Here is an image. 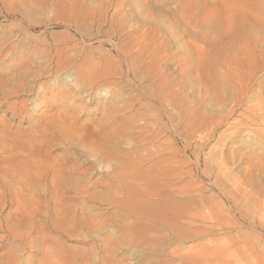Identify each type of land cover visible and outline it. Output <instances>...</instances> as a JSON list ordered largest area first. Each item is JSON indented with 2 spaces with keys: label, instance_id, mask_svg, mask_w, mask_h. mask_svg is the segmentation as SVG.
<instances>
[{
  "label": "rangeland",
  "instance_id": "obj_1",
  "mask_svg": "<svg viewBox=\"0 0 264 264\" xmlns=\"http://www.w3.org/2000/svg\"><path fill=\"white\" fill-rule=\"evenodd\" d=\"M188 1L189 0H0V81L3 82L14 78L18 74L16 72L19 71L17 70L18 68H21L20 71H22L31 67V71H33L36 66H43L45 63L44 60L42 63V59L44 58L41 54L42 52L46 55L50 50L62 48L69 49L66 56L71 57L75 61L72 67L65 70L66 72H71L76 69L83 61L84 56L85 58H90L91 56L93 60L97 59L95 60L97 63L112 64L109 66L114 69L119 62L123 63V60L120 58V60H118V57L113 55L115 54V52L112 51L113 44H116V48L121 46L127 47L128 44L126 40L131 30L128 27H136L141 33L145 31L143 33L145 34L147 32V27H143L147 23L145 15L156 16V14H162V16H177L182 11L183 5ZM213 1L216 3L215 0H209L208 4ZM233 1L239 4L248 2L253 6L255 4H262L259 15L262 17L260 20L261 24L264 25L262 23L264 22V20L262 21V19H264V0ZM74 2L91 4L90 7L96 10L95 19H100L102 16V19L106 22L102 28L104 34L114 35L115 38L113 42H110V37L98 36L97 26H93L90 22H87L81 25L84 29L92 30L90 32L91 39L89 42L84 43L80 38V33L75 30L70 21L68 22L65 20L62 22L59 5L61 3L70 4ZM214 2L209 4V6H213V4H215ZM57 5L58 7L56 8ZM140 5H145L147 11L140 12ZM98 6L99 9H97ZM104 6L107 8L105 9ZM118 6L123 7L124 10L121 9V14L118 13L116 15L115 8ZM53 7H55L56 10ZM248 12L252 13L253 11L249 10ZM111 16H114L115 19L118 17L123 19L122 25L114 24L115 28L113 32L109 28ZM179 23L180 22L176 25L179 30L172 35L168 33L169 37L164 28L162 29L161 32H165V34L163 37L159 35V42H166L163 43L164 48L162 50L166 51L165 56L167 61L161 62V66L159 65L161 68H158L160 71L158 70L156 75L151 74L148 78L149 80H145L144 83L142 82V91L137 90V88H122V86H125V79L119 81L121 85H116L113 91H111V94H113L117 92L118 89H121L118 90L120 92L124 90V94L126 93L125 95L130 97H128V99H134V97L135 99H148L147 96H144V93H161L162 90L157 89L154 84L155 79L161 74L159 77L161 79L163 78L171 88L173 87V95L176 99H185L186 97L187 105H185V103L183 105L182 102H179L180 104L178 103L175 107H172L171 111L164 110L165 112H161L164 118L162 124L164 125L165 131L159 136L161 138L158 137V142H152L146 138V140L142 142L143 144L141 143L144 145V148L149 150V153H154V147L159 148L162 152H160L161 154L159 153L158 155L155 154L151 156L149 158L150 160L148 159L145 161L141 166V170H145L146 173L150 170L161 172L162 170L163 172L170 170V172L167 171V174L175 175L167 176L166 174V179L153 178V180L150 178L152 181H149L150 184H148V186L150 185L152 187L149 186V189L159 190V198L128 197L123 199L125 205L137 206L141 214L143 213L142 215L147 217L152 215V210L164 208L168 211L171 210L175 218L170 217L166 219V222L162 223L163 225L160 222L132 220V226L140 230V232L137 233V241L135 240L134 243L121 242L122 240L124 241V237L122 236L124 231L120 229L119 232H116L114 226L121 223L120 216L122 212L117 206L110 204L109 200L116 198L113 194L109 197L108 193V190L113 192L115 190H120L119 183L115 178L108 177V179L104 177L105 169H101V167L99 169L100 165L96 164V166H90L85 165L82 161H76L78 165L86 169L85 173L87 174V180L83 183V186L86 187V190L88 189L87 195L92 197L95 196L96 198L95 202L86 203V207L95 215L96 222L100 224L102 222V228L96 230V232L82 233L78 231V233H81L80 237L64 238L60 241L53 235L54 233L52 234L45 231L39 235L40 237L37 236V238L40 239L42 249L50 246L51 248L49 247V249L53 252L55 251L52 249L56 251L63 249V252L66 254L78 253L82 255V257L84 254L83 260L81 259L84 264L85 262H87L86 264H101V262L102 264L105 262L106 264H264V114H259V112L256 113L255 111L257 110L256 107H264L262 106V103H264V65L263 67L253 68L252 64L250 68L240 70V73H242L244 77L241 79V82L236 83L234 86L222 82V78H220V75H222L221 70L216 71V79H214L210 71H204L202 78L200 71L193 69L189 74L191 79H189V86L187 85V87H185V78L180 64V60L183 58L181 50L182 43L191 37L189 39L190 44H195L197 42L199 46L203 45L201 46L202 48L207 45L205 47L210 49L214 48V46L216 48H221L227 40L223 30L222 32L220 31V33L223 34H220L219 31L207 33V30H204L202 27L198 28L194 26L187 29V25H184L185 23ZM91 26L93 28H90ZM138 26L142 27L139 28ZM181 28L183 31H181ZM200 29H202V33ZM115 32L117 34H115ZM195 38L198 40L196 41ZM219 40H221V42ZM102 43L106 45L104 48L101 46ZM118 44L120 45L118 46ZM263 44L262 42L258 44L257 50L264 49ZM10 47L12 48L11 50ZM99 49L102 51L98 52L97 50ZM40 50L42 52H40ZM103 50L107 54L104 53ZM10 53L15 54V56L9 57ZM104 56L110 60L107 61ZM75 58H77V60ZM111 60H113L112 63L110 62ZM32 63H35V65H32ZM150 63H152V60L149 58L144 59L141 64L143 66H140V71L144 72L145 68L150 65ZM32 66H34V68ZM11 69L14 71H11ZM152 76H155L153 79L154 82L152 81ZM55 77L56 75L39 79L37 83L53 87L54 81L57 79ZM215 82L220 84V89L217 90L214 87V84H216ZM240 87L242 90L239 92L238 88L240 89ZM59 90H61V88L49 89L45 94L43 93L34 99L13 98L7 99L8 101H1L0 99V124H2V126L4 125L5 129L7 128L6 132L0 125V131L2 133H7L0 139L2 140L5 138V141L11 144V142L18 137L17 135H20L18 138L28 137L30 132L32 133L33 131L31 129L32 126L38 123L40 124V119L55 117L58 111H45L41 105L45 101H49ZM222 90L223 92H221ZM102 94H104V92H102ZM108 96L109 94L107 98H99L97 102L108 103L110 101ZM178 96H180V98ZM167 98L169 99V96H167L166 99ZM23 101H26V103ZM217 101L218 103H216ZM1 103L3 104L1 105ZM142 103L147 104L149 102L147 100H142ZM253 103L255 105L260 104L261 106H255ZM79 105L81 106V104ZM247 105L249 107L252 105L250 109L253 112L246 110ZM17 108L19 110H16ZM151 108V111L145 114L148 115L150 112L157 110V107ZM13 109L18 112L16 113ZM10 112L17 114L18 120H10ZM186 112L188 113V117L184 118ZM173 113L174 115H172ZM166 114L168 115L166 116ZM169 114L173 116L172 124L174 123V129L172 133L167 129L170 123L168 118ZM256 116L257 119H255ZM258 118H260L261 121H259ZM85 119L80 121L81 125L88 123ZM223 119H225V121ZM20 122H22V124H20ZM147 123V125H143L145 129L138 128L134 130L135 132L132 131V133H135L133 137H138L142 133L150 136L151 119H149ZM11 132H13V135ZM164 143L167 144L165 145ZM124 148H129V146H124ZM169 152L172 153L168 154ZM63 154L64 152L62 151H53L52 157H59ZM5 157L6 155L4 154L1 158ZM161 161L166 162L161 163ZM153 163L155 164L153 165ZM155 165H158L159 169L155 168ZM150 167L154 168L150 169ZM172 168H174L175 171ZM100 172L103 173L100 174ZM126 183L130 185L127 186L131 187L129 180H126ZM132 187H134V185ZM94 192H96V194H93ZM38 197L39 196L30 197L31 199L26 198L23 202L25 204L24 208L29 207V209L32 210L45 204L44 198L42 196ZM28 199L30 200L29 205H27ZM16 202L13 196L6 195L3 188L0 187V229L2 230H0V260L14 252L12 258L13 261L17 262L16 264H40L41 261H43V256H45L41 248L39 251L31 250L26 246L24 247L19 242H11L9 245L2 247L1 240L7 236L4 223L8 216L14 212L17 206ZM75 208L77 209L79 207L75 206ZM36 220H40V218H36ZM42 235L44 237H42ZM81 236H83V238ZM42 240L46 243L44 241L42 242ZM99 241L103 245L100 244ZM98 243L100 248L103 247L102 249H105V246L108 247L109 245H112V247L115 245L116 247L114 246L112 249L113 251L111 250L107 254L105 250L102 252V250L99 249ZM42 246H44V248ZM19 247H21V249H19ZM86 253H89L88 256H86ZM97 253L99 255H97ZM104 255L107 258L106 261H104L102 257ZM108 256L111 259L108 258ZM85 258L87 260H85ZM23 260L24 262H22Z\"/></svg>",
  "mask_w": 264,
  "mask_h": 264
},
{
  "label": "bare ground",
  "instance_id": "obj_2",
  "mask_svg": "<svg viewBox=\"0 0 264 264\" xmlns=\"http://www.w3.org/2000/svg\"><path fill=\"white\" fill-rule=\"evenodd\" d=\"M208 1L209 0H189L183 5L182 11L177 16H162V14L150 16L143 14L146 17L147 22L143 27H147V32L143 34L145 31L141 33L136 27H128L131 30L129 31V35L126 40L128 44L127 47L121 46L116 48V44H113L112 51H114L116 54L113 55L117 56L118 60H123V63L119 62L117 67L114 69L110 67L112 64H109V66L107 63H97L95 62L97 59L93 60L91 56L90 58H85L84 56L83 61L81 64L79 63L80 65L77 66L76 69L72 70L71 72H66L65 70L69 67H72L73 63L75 62L74 59L66 56L69 49H53L48 51L46 55L40 50V52H42V56H44L42 63L44 60L45 64L43 66L38 65L33 71H31V67H28L26 70L22 71H20L21 68H16L19 71H16L18 74L14 78L3 82L0 81L1 101L13 98L34 99L43 93L45 94V92L49 89L61 88V90L53 95L49 101H45L43 104L41 102V107L45 111H58L55 117L53 116L40 119V124L38 123L37 125L32 126L31 129L33 131L32 133L30 132V134L28 133V137L18 138L20 135H17L18 137L16 136L17 138L14 139L11 144L9 142L7 143L5 138L2 140L0 139V187L3 188L6 195L13 196L17 201V206L16 208L14 207V212L8 216L4 223L7 236L1 240L2 247L9 245L11 242H19L24 247L26 246L31 250L33 249L35 251H39L41 248V242L37 236L40 237L39 235L45 231H48L52 234L54 233L53 235H55L58 238V241H60L64 238H78V236L80 237L81 235L80 232H96V230L102 228V222L101 224L96 222L95 215H93L90 209L86 207V203L95 202L96 198L95 196L92 197L87 195L88 189L86 190V187L83 186V183H85L87 180V174L85 173L86 169L78 165L76 161H82V163H85V165L90 166H96V164L100 165L99 169L100 167L101 169H105L104 177L115 178L119 183L120 190H115L114 192L108 190V193L109 197L111 194H113L116 198L110 199V204L117 206L122 212L120 216L121 223L114 226L116 232H119L120 229L124 231L122 234L124 241L122 240L121 242L134 243L137 239V233L140 232V230L132 226V220L160 222L162 224L170 217L175 218L170 209V211H168L164 208H153L154 210L151 209L152 215L147 217L142 215L143 213L141 214L137 206H130L127 204L125 205L123 199L128 197L159 198V190L157 191L149 189V181L153 178L166 179L167 176L175 175H169V173L167 174V171L170 172V170H166V172H163V170L162 172L150 170L148 173H146L145 170H141V166L145 161H147L151 156L155 154L158 155L161 152L159 148L154 147V153H149V150L144 148L142 142L145 141L146 138L152 142L157 141L158 137L165 131L164 125L162 124L164 118L161 112L164 110L171 111L172 107H175L179 102H182L183 105L184 103L187 105L186 97L185 99H176V97L173 95V87L171 88V86H169L168 83L163 80V78L161 79L159 77L161 74L159 75V73V76L155 79V82L153 81L155 76H152V81L154 82L155 87L162 91L161 93H144V96H147L148 99H135L134 95V99L132 97V99H128L129 96L125 95L126 93L124 94V90L123 92H120L118 90L121 89H118L117 92L113 94H111V91H113L116 85H121V82L119 81H123V79H125L126 82L125 86H122V88H137V90L142 91V82L144 83L145 80H149L148 78L151 76V74L156 75V72L159 70L158 68H161L159 67L161 62L167 61L165 56L166 51L162 50L164 48L163 43L165 41L163 43L159 42V35L163 37L165 32L167 36L168 33L170 35L176 33L177 30H179V28L177 29L178 26L176 27L178 22L182 24L185 23L184 25H187V29L194 26H197L198 28L202 27L204 30H207V33H214L217 31L220 33V31L222 32L223 30L224 35L226 34L225 36L227 40L221 48H216L214 46V48L210 49L205 47L207 45L204 46L206 49L204 47L202 48L201 46L203 45L199 46L197 42L195 44H190L189 39L191 37L182 43L181 50L183 58L180 60V64L183 76L185 78V87H187L189 81L191 80L189 74L193 69L199 70L202 74V78L204 71H210L214 79H216V71L221 70L222 75H220V78H222V82H225L227 85L234 86L236 83L241 82V79L244 77L242 73H240V70L244 68H250L252 64L253 68H258L261 66L263 67L264 49L262 48V50H257V45L261 42L264 43V25L261 24L260 20L262 17L259 15L262 4H255L253 6L248 2L239 4L233 0H215L216 3L213 1L215 4H213V6H209V4L213 2H209L208 4ZM90 5L91 4H85L83 2H74L70 4L61 3L59 6L61 9L60 13L62 16L60 17L62 22L65 20L68 22L70 21V23L73 24L75 30L80 33V38L84 43L89 42L91 39L90 32L92 30L84 29L81 25L82 23L87 22H90V24L93 26H97L98 36L110 37V42H113V39L115 38L114 35H105L102 31L103 25L106 24V22H104L102 16L100 19H95L96 10L90 7ZM104 7L105 9L107 8L106 6ZM97 9H99V6ZM121 9L124 10L123 7L120 6L115 8L116 15L118 13L121 14ZM139 10L140 12H144L147 11V8L145 5H140ZM249 10H252L253 12L250 13L248 12ZM263 20L264 19H262V21ZM262 23L264 24V22ZM114 24L122 25L123 19L120 17L115 19L114 16H111L109 20V28L112 32L115 28ZM138 27L141 28L142 26ZM90 28L93 27L91 26ZM163 28L165 30L164 33L161 32ZM200 30L202 33V29ZM181 31H183V29ZM115 34L117 33L115 32ZM198 39L195 38L196 41ZM219 41L221 42V40ZM104 43L101 45L102 48L106 46ZM119 45L120 44H118V46ZM11 49L12 48L10 47V50ZM101 49L97 51L101 52ZM103 52L106 53L104 50ZM14 56L15 54H9V57ZM107 57L105 58L107 61H109L110 59ZM146 58L152 60V63H150V65L147 67L145 66V71L142 72L140 71V66H143L141 64ZM75 59L77 60V58ZM113 60L110 62L112 63ZM32 65H35V63H32ZM32 67L34 68V66ZM11 71L14 70L11 69ZM54 75H56L55 78L57 79L54 81L53 87L44 86L37 83V80L39 79L52 77ZM214 87L218 90L220 89V84L216 83L214 84ZM241 90V87L240 89L238 88L239 92ZM102 92H104V94H102ZM221 92H223V90ZM108 94V97L110 98L108 103L97 102L101 97L107 98ZM167 96H169V99H166ZM178 97L180 98V96ZM142 100H147L149 103L144 104L142 103ZM23 102L26 103V101ZM216 103H218V101ZM2 104L3 103H1V105ZM79 104H81V106ZM262 104V106H264V103ZM259 105L256 104L255 106ZM151 107H157V110L150 112L148 115L145 114L146 112L151 111ZM247 107L249 106L247 105ZM247 107L246 110L253 112L250 109L252 105L249 108ZM256 109L257 110L254 109L256 113L259 112V114H264V107H256ZM14 110L15 109H13V111ZM16 110L19 109L17 108ZM167 115L168 114H166V116ZM172 115H174V113ZM172 115L169 114L168 118L170 123L167 126L168 131L171 133L174 129V123L172 124ZM185 115L186 116L184 118H187L188 113L186 112ZM10 116V120H18L17 114L10 112ZM83 119L87 120L88 123L81 125L80 121ZM149 119H151V135L147 136L142 133L140 134L141 136L139 135L138 137H133V134L135 133H132V131L138 128L145 129L143 125H147V121ZM255 119H257V116ZM258 119L261 121L260 118ZM223 120L225 121V119ZM20 124H22V122H20ZM0 125L4 128V130L7 129H5L4 125ZM1 133L0 138L7 134ZM12 133L13 132H11V134ZM124 146H129V148H124ZM53 151H62L64 154L62 156L53 158ZM171 153L169 152L168 154ZM4 154L6 157L1 158ZM163 162L166 161H161V163ZM154 164L155 163H153V165ZM157 166L155 168L159 169V166ZM152 168L150 167V169ZM101 173L103 172H100V174ZM126 180L130 181L131 187H129L130 185L126 183ZM133 185L134 187H132ZM93 194H96V192ZM33 196H42L44 198L45 204L32 210H30L29 207L24 208V200ZM27 201V205H29L30 200L28 199ZM75 206H78L79 208L76 209ZM36 218H40V220H36ZM78 231H80V234ZM43 235L42 237H44ZM81 237L83 238V236ZM43 241L44 240H42V242ZM42 247L44 248V246ZM49 247L50 246L45 249L41 248L44 251L43 253L45 256H43V261H41L40 264H84L82 261V258L84 257L83 253H80L83 254L82 257V255H79L78 253L66 254L63 252V249H58L59 251L52 249L55 251L53 252L49 249ZM111 247L112 245H109L108 247L105 246V249H102L103 247L100 248L99 246V249H101L102 252L105 250L108 254L113 249V247ZM19 249H21V247H19ZM13 253L14 252L10 253L9 256L2 258L0 260V264H16L17 262L13 261L12 258ZM88 254L86 256H88ZM97 255L99 254L97 253ZM109 256L108 258H110ZM102 257L104 261H106L107 258L105 255ZM85 260L87 259L85 258ZM22 262H24V260ZM86 263L87 262H85V264ZM104 264H106V262Z\"/></svg>",
  "mask_w": 264,
  "mask_h": 264
}]
</instances>
